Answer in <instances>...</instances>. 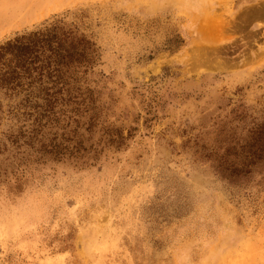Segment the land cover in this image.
<instances>
[{"label": "rangeland", "instance_id": "obj_1", "mask_svg": "<svg viewBox=\"0 0 264 264\" xmlns=\"http://www.w3.org/2000/svg\"><path fill=\"white\" fill-rule=\"evenodd\" d=\"M32 35L0 264H264V0H0V47Z\"/></svg>", "mask_w": 264, "mask_h": 264}, {"label": "trees", "instance_id": "obj_2", "mask_svg": "<svg viewBox=\"0 0 264 264\" xmlns=\"http://www.w3.org/2000/svg\"><path fill=\"white\" fill-rule=\"evenodd\" d=\"M39 35H32L31 38L27 39L26 43H19L18 40H16L14 43H8L5 46L0 47V52L5 51V52H9L10 50L15 51L16 55L18 57H22L25 56V54H29L31 53V51L35 48L36 46V42H33V39H41L38 38ZM39 43H41V41H39ZM33 52V51H32ZM22 59V58H21ZM23 60V59H22ZM260 140L256 141V144L259 143ZM264 143V141H263ZM259 145V144H258ZM260 147H262L263 145H259Z\"/></svg>", "mask_w": 264, "mask_h": 264}]
</instances>
